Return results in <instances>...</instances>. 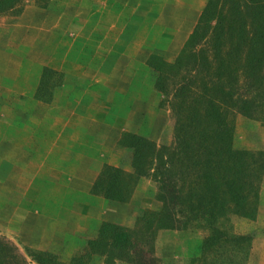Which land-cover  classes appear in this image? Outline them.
<instances>
[{"label":"trees","instance_id":"obj_1","mask_svg":"<svg viewBox=\"0 0 264 264\" xmlns=\"http://www.w3.org/2000/svg\"><path fill=\"white\" fill-rule=\"evenodd\" d=\"M18 1L0 0V14ZM146 64L154 89L169 97L173 142L158 145L140 133H122L118 146L131 152L130 169L105 165L92 192L126 202L139 179L149 177L158 183L159 208L145 209L132 229L102 221L86 239L87 252L68 262L26 248L35 264H86L93 254L103 264H162L153 251L155 232L191 221L209 231L200 245L203 264H246L250 236L227 233L222 224L229 214L255 217L264 175V151L236 147L230 118L256 119L264 110V0H205L177 55L168 61L150 54ZM31 261L0 237V264Z\"/></svg>","mask_w":264,"mask_h":264},{"label":"crops","instance_id":"obj_2","mask_svg":"<svg viewBox=\"0 0 264 264\" xmlns=\"http://www.w3.org/2000/svg\"><path fill=\"white\" fill-rule=\"evenodd\" d=\"M53 1L47 7L58 5L63 11L56 23L67 22L68 6L75 13L74 29L56 38L57 54L46 53L48 60L39 63L30 81L5 85L16 90L15 96L0 101V184L8 193L4 206L11 209L3 217L17 219V237L38 249H52L51 241L68 234L86 242L102 221L112 222L108 208L114 201L94 194L92 186L105 165L122 167L121 134L139 133L134 125L138 109H133L141 102L133 92L138 80L131 64L137 61L145 68L150 54L172 60L203 5ZM44 68L63 80L42 81ZM52 90V96L46 94ZM256 237L246 264H264V244L258 245Z\"/></svg>","mask_w":264,"mask_h":264},{"label":"rangeland","instance_id":"obj_3","mask_svg":"<svg viewBox=\"0 0 264 264\" xmlns=\"http://www.w3.org/2000/svg\"><path fill=\"white\" fill-rule=\"evenodd\" d=\"M49 1L20 0L12 10L0 14V51H6V56L0 55V101L3 99L10 101L15 96L14 91L16 90H11L9 87L6 88L5 85L10 84L9 86L11 87L17 83L30 81L39 63L41 64L48 60V58L44 57L47 56L46 53L56 52L57 54L59 43L56 38H62V35L68 34L74 29L70 22L75 14L74 11H69L68 6H66L68 10L66 9L64 13L67 14V22L62 21L64 22L62 25L61 23L58 24L56 23L58 20L56 16L63 11H60L58 5L55 7L51 6V9H49L47 7ZM140 1L145 3L162 2L163 0ZM183 1L186 3L194 2L197 6L202 1L203 4L205 3V0ZM52 3L58 2L54 0ZM41 9L46 10L43 12ZM32 38H37V41H33ZM140 60L142 61V58ZM131 65H135L133 72H136L138 80L136 82V91L133 92H137V101L141 102L135 109L132 108L133 110L138 109L136 110L137 122L134 125L139 133L148 136L158 145L171 146L173 142L174 118L169 108V97L152 90L147 65L144 68L137 61ZM124 76L128 77V75ZM43 80L59 82L63 79L59 73L47 69L43 74ZM53 92V90L48 91L46 94L50 93L52 96ZM262 111L255 117L256 119H250L237 113L230 115L234 125V145L236 147L264 151V110ZM5 113L10 114V111H5ZM120 158L122 167L125 170H129L131 152L127 149L122 150ZM5 172L3 171V173ZM257 185L258 195L255 217L248 219L236 214H229L227 221L222 224L223 229L227 233L231 231L234 234L249 235L250 240L247 242L249 249L256 236L258 237L255 238V242L258 245L264 244V175ZM0 190L3 191L0 193V198L3 199L0 202L3 209V212L0 209V237L15 244L22 254L25 255L27 261H31V258L26 254V248L32 251L53 253L64 262H68L75 255H84L87 252L86 242L79 234H68L65 238L51 241L50 245L54 246L52 249H38L24 244L20 235L17 237L18 220L10 219L5 214L3 217V213L10 214L11 209L9 206H4V203H6L4 199L8 193L5 192L6 190L2 188L1 184ZM157 192L158 183L156 181L149 177L140 178L128 201L110 204L108 208L110 220L128 229L134 228L138 217L142 215L145 209L159 208L160 202L157 199ZM6 209L7 212H5ZM179 217L182 220L184 219L181 215ZM188 225L185 228L160 229L155 232L153 251L162 264H203V259H200V245L202 240L209 235V231L194 221H191ZM84 259L86 264H103L104 261V258H99L95 254L90 255V257L86 255ZM30 264L35 263L31 261ZM114 264L129 263L123 260H115Z\"/></svg>","mask_w":264,"mask_h":264}]
</instances>
